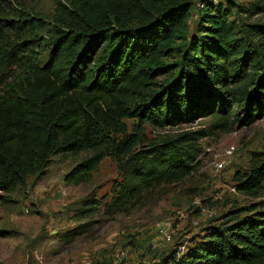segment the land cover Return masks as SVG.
Instances as JSON below:
<instances>
[{"label":"trees","instance_id":"16d2710c","mask_svg":"<svg viewBox=\"0 0 264 264\" xmlns=\"http://www.w3.org/2000/svg\"><path fill=\"white\" fill-rule=\"evenodd\" d=\"M194 1L71 0L59 2L50 21L0 12V73L18 61L28 68L0 96V202L28 175L44 173L53 153L92 151L66 180L90 179L113 156L122 179L105 210L130 212L149 190L181 182L200 165L195 141L203 132L145 146L144 124L212 117L217 129L233 132L264 117V24L241 27L231 10L202 0L200 34H191ZM244 10L264 14V0ZM123 118L138 123L117 140L108 129ZM235 179L238 191L260 198L254 215L210 228L203 246L156 264H264V159L254 154L250 173Z\"/></svg>","mask_w":264,"mask_h":264},{"label":"rangeland","instance_id":"374dc122","mask_svg":"<svg viewBox=\"0 0 264 264\" xmlns=\"http://www.w3.org/2000/svg\"><path fill=\"white\" fill-rule=\"evenodd\" d=\"M70 1L0 0V12L10 19L19 11L29 12L50 21L57 4ZM201 1H194L191 34H200ZM209 1L231 10L230 19L241 27L264 24V14L244 10L256 0ZM45 32L40 35H50ZM38 50L41 63H46L47 45ZM27 69L25 61H18L5 74L0 73V96L16 86ZM137 123L136 118H123L108 133L123 140L135 133ZM143 129L140 144L145 146L182 132H203L195 141L198 168L181 182L149 190L130 212L109 214L105 203L110 202L122 179L118 160L106 156L90 179L74 184L66 175L93 152L53 153L44 173L28 175L16 190L6 194L8 201L0 202V231L6 233L0 235V264H156L174 254L180 257L197 250L208 241L210 228H228L254 215L250 206L260 198L232 188L238 174L250 173L254 154L264 159V117L233 132L217 129L212 117L165 128L144 124ZM231 146L236 150L228 158L226 150ZM224 158V168L217 171L216 163ZM91 206L97 209L83 215L84 208ZM86 224L89 226L76 230ZM161 228L170 232L171 243H162Z\"/></svg>","mask_w":264,"mask_h":264},{"label":"built area","instance_id":"2783aa9c","mask_svg":"<svg viewBox=\"0 0 264 264\" xmlns=\"http://www.w3.org/2000/svg\"><path fill=\"white\" fill-rule=\"evenodd\" d=\"M235 150H236V147L235 146H231L229 147L227 150H226V156L228 158H231L234 153H235ZM227 161V158H224L222 161L220 162H217L216 163V170L217 171H221L223 168H224V165ZM234 191H236V187H233L232 188ZM160 235H161V238H162V243L163 244H169L172 242V235L170 234V232L165 229V228H161L160 229ZM153 247H156V244H153ZM121 255L124 256L125 255V252H121Z\"/></svg>","mask_w":264,"mask_h":264}]
</instances>
